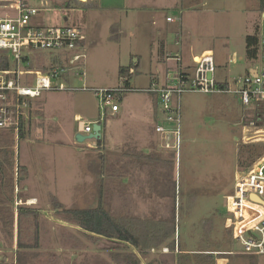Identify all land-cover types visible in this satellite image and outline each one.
Segmentation results:
<instances>
[{"label": "rangeland", "instance_id": "rangeland-1", "mask_svg": "<svg viewBox=\"0 0 264 264\" xmlns=\"http://www.w3.org/2000/svg\"><path fill=\"white\" fill-rule=\"evenodd\" d=\"M207 1L209 6L202 8L198 15L181 16L183 25L189 31L184 44L185 55L189 57V47H192V54L209 51L216 59L217 80L241 77L246 67L258 65L260 55L257 52L253 61L245 57L246 37L254 34V23L260 22L259 14H253L249 8L253 0ZM2 14L0 10V16ZM139 15L135 13L123 19L122 26L126 32L114 36L110 29L112 17L87 12V19L84 20H87L86 28L94 43H85L84 50L80 52L84 58L71 67L61 55L54 56L63 62L50 63L44 61L46 54L41 53H35L21 63L23 74L32 73L23 75L25 81L22 83L28 86L33 85L35 73L45 74L54 67L69 69L66 77L56 80L54 86L61 85L73 91L43 92L41 97L26 100L23 105V135L17 141L14 137L12 147L15 152L13 191L10 192L4 184L0 185V264H15L16 245H31L35 226L40 232L49 219L74 224L70 221V210L98 207L103 167L108 172L125 176L119 184L107 183L116 193L108 206L113 214L123 208L134 207L137 212L158 213L161 216L173 206L174 252L162 247L151 249L148 255L142 257L131 245L102 237L100 241L96 240L101 253L95 258V264H181L175 259L178 253L176 226L179 206L183 208L185 217L182 238L188 247L194 246L193 242L198 240V236L186 229L188 223L213 215L219 232L230 227L226 198L232 194L240 175L264 155V136L254 135L258 127H262L264 133V122L249 126L244 118L246 113L241 111L233 96L195 92L181 94L176 154L174 149L162 146L163 141L155 133L156 124L164 119L161 106L152 95L139 91L120 95L118 115L107 116L101 123L102 140L99 144L93 140L76 142L75 117L96 120L100 112L94 93L83 88L117 87L121 83L118 79L119 67L130 66L131 56L134 55L141 57L142 68L134 72L135 75H140L148 67L146 63L149 60L146 59L151 52L150 43L156 27L151 25L150 15ZM180 25L183 26L182 23ZM258 29L259 38L260 32L264 31V22L261 21ZM11 58L10 69L14 70L15 61ZM78 65L81 67L79 70L76 68ZM130 88L136 87L132 84ZM260 110L264 117V104L260 105ZM136 153L158 154L162 159L170 160L174 155L173 204L157 194L161 187L155 182L158 179L150 174L152 167L139 166V161L131 157ZM159 170L162 174L170 172L167 167ZM192 195L193 209L188 218L186 208L190 202L187 200ZM30 199H34L39 208L26 206ZM56 203L61 207L55 209L53 205ZM34 216L37 219H33ZM8 219L13 220L11 235L4 226ZM82 241L80 251L87 255L85 244L92 242L86 238ZM226 250L213 253L215 256L227 255V261L217 259V264H264V255L240 254V247L233 238ZM86 259L89 260L87 256Z\"/></svg>", "mask_w": 264, "mask_h": 264}, {"label": "built area", "instance_id": "built-area-1", "mask_svg": "<svg viewBox=\"0 0 264 264\" xmlns=\"http://www.w3.org/2000/svg\"><path fill=\"white\" fill-rule=\"evenodd\" d=\"M63 0H0V51L6 52L15 61L14 70L0 71V131H13L15 140L19 138L25 101L41 97L43 92L73 91L61 85L54 86L55 80L66 76L69 69L51 68L47 73H35L33 85L22 83L21 63L35 53L61 55L70 67L80 62L84 54L85 36L75 27L63 24L66 15ZM55 20V22H53ZM169 24H181L180 16H167ZM173 44L175 50L167 51L164 61L168 64L163 74V82L157 76L147 88H130L133 74L121 75L117 87L92 91L98 99L97 120L76 118L77 134L88 136L95 124L101 126L107 116H115L122 93L139 91L156 97L161 106L163 121L155 126L163 141L162 146L174 149L179 143V98L186 92L202 94L231 95L241 109L249 113L244 118H260V105L264 104V31L258 38V65L244 77H234L224 83L215 79V62L211 52L191 56V65L183 63L181 34L176 33ZM65 56H68L65 58ZM79 70L81 67L78 65ZM24 105V106H23ZM249 126L256 125L255 119L248 120ZM247 126V125H246ZM256 136L263 138L260 132ZM226 210L230 216L232 238L240 247L239 253L247 256L264 255V155L258 158L234 184L233 192L226 198Z\"/></svg>", "mask_w": 264, "mask_h": 264}, {"label": "trees", "instance_id": "trees-1", "mask_svg": "<svg viewBox=\"0 0 264 264\" xmlns=\"http://www.w3.org/2000/svg\"><path fill=\"white\" fill-rule=\"evenodd\" d=\"M72 1V0H71ZM76 1V0H75ZM258 28H255L252 36L246 37V50L245 57L247 60L253 61L257 58L258 52ZM9 56L6 52L0 51V71L11 70L12 66L9 60ZM129 72V68H119V74L126 75ZM249 113H246L247 116ZM250 119H255L256 123L262 122L263 117L260 114L259 117L247 118L246 122ZM22 123L19 131V137H22ZM14 132L13 131H0V185H6L10 192L13 191V171H14V158L15 152L12 149L14 144ZM101 140H97L99 144ZM133 160L139 161V166L152 167L151 176H155L156 184L161 188L157 191L160 197L168 198L173 204L174 199V155L170 159H162L158 154H132ZM133 166H135V163ZM154 166V167H153ZM167 167L170 172L161 173L159 168ZM124 174H110L108 169L102 168L100 173L99 184V202L100 205L96 209L87 210H70L71 220L81 229L95 233L103 238L110 240H116L126 243L136 248L137 252L145 257L150 253L151 249H161L165 247L169 252H174V210L173 206L168 208L165 215L159 216L158 213L146 214L145 212H137L134 207L123 208L116 214H113L108 208L110 199L116 194L108 185L109 182H116L117 184L122 182ZM119 180L118 182L115 180ZM179 185V184H178ZM180 195V192L178 193ZM191 197V198H190ZM228 197V196H227ZM194 196H189L187 202L189 205L186 208L187 217L191 215L193 209L192 201ZM191 199V200H190ZM53 207L58 209L61 205L54 204ZM183 208L179 206L177 217V255L176 261L181 264H217V259H227L225 254L213 253L226 252L227 247L231 246L232 235L231 227H227L224 232H219L215 227L214 216L201 219L196 222L188 223L186 229H189L191 234L198 236V240L193 242L194 246H187L182 238L184 231V214H182ZM223 216L222 213H219ZM37 219L36 216H34ZM5 228L11 235L13 231V220L8 219L4 223ZM38 234L39 229L35 226L33 246L24 245V248H37L38 247ZM22 244L18 243L17 248H20ZM252 264V263H250Z\"/></svg>", "mask_w": 264, "mask_h": 264}, {"label": "crops", "instance_id": "crops-1", "mask_svg": "<svg viewBox=\"0 0 264 264\" xmlns=\"http://www.w3.org/2000/svg\"><path fill=\"white\" fill-rule=\"evenodd\" d=\"M62 3H64V7L66 10V15L65 17H63V24L78 28L83 32L85 36V41L83 42V49L86 42H90V44L94 43V39L90 36V33L87 31L88 28L87 20L86 21L84 20L85 18L87 19V12H98L101 13L103 16L112 17L113 23H111L110 29H112V31L115 33L114 36H116V34L121 35V33L126 32L122 26L123 19H126V17H130L129 15L138 13L142 16L143 15L151 16L150 22L153 27H156V32L153 40L150 43L151 46L150 55L146 59L149 60L146 63L148 64V67L144 70L143 73L141 72L140 75L138 74L135 75L134 72H136L137 70L138 71L142 70L141 57L136 55L131 56L130 66L119 67V68H129V72L132 71L133 74L131 75L130 85L133 84L136 88H140V89L147 88L150 85L153 76H157L159 78L158 80L159 83L163 82V74L168 66V64H166L164 61V55L167 51L175 50L173 40L176 33L180 32L181 34V40H182L181 52H182L183 63L185 65L187 66L191 65L192 55H199V54H192V47L191 48L189 47L188 49L189 57H186L184 44H185L186 36H189V31L183 25V22H181L183 26L179 24L167 23L165 20L166 17L172 15L181 17L183 15H188L191 13H192L191 15L195 16L198 15L201 11H203L202 8L209 6V2L207 0H148V2L145 0H86V1L63 0ZM249 8L252 9L253 14L254 13L259 14L260 16L259 24L258 22L254 23V28H259V26L261 25V21L264 22V0H253L252 7ZM53 22H55V20H53ZM114 39L119 40V38L117 39L114 38ZM53 56L50 57L49 54H46L45 56H43L44 61L50 63L51 62L58 63L61 61L60 58ZM214 62H215V68H217L215 57H214ZM253 68L254 67L252 66L246 67L245 73L241 77H244ZM65 77L66 76L62 77L61 79ZM119 77L120 74L118 69V79ZM227 80L229 79H223L222 81L216 79L218 83H224ZM24 81L25 78H23L22 82ZM153 97L156 99L155 96ZM239 108L241 109L240 105ZM241 111L243 110L241 109ZM260 111L263 117L262 110ZM118 113L115 116H111V117H116ZM156 120L158 121L159 118L156 117ZM262 122H264V117ZM258 128H259L258 132L261 133L260 136L263 137L264 133L261 129L262 127H258ZM101 135H102V129H101ZM100 140H102V136ZM260 157L261 156H259L258 158ZM110 174L115 175L116 173L110 172ZM98 204H100L99 200H98ZM25 205L31 208L32 207L39 208L37 206V202L30 204L29 200ZM47 206L48 205H46L43 208H46ZM65 208L68 209L71 207H65ZM52 221L53 219L47 220L45 223V224L48 223L46 225L47 228L45 226L44 230H40L39 234L41 233V235L38 234L37 248L22 247L25 244H22L20 248L16 247L15 264H95L96 262L95 258L97 257V255H100L101 253L100 250L97 248L96 244L98 242H96V240L100 241L102 237L96 235L95 233L87 232L81 229L80 227H78L76 224L70 223L69 221H65V220L63 221L61 219L56 220V222H52ZM66 231L67 234L65 233ZM48 232L49 233L51 232V234H48ZM82 238H86L89 242H92L91 244H85L86 247H88L84 250L87 251L88 253L87 255L86 253L82 254L83 252L80 251L81 250L80 247H82L83 244ZM31 246H33V243L31 244ZM86 256L89 258V260L86 259ZM81 257L82 259L84 258L82 261L80 259Z\"/></svg>", "mask_w": 264, "mask_h": 264}, {"label": "water", "instance_id": "water-1", "mask_svg": "<svg viewBox=\"0 0 264 264\" xmlns=\"http://www.w3.org/2000/svg\"><path fill=\"white\" fill-rule=\"evenodd\" d=\"M101 126L95 124L93 126V132L92 134L88 135V136H82L77 134L75 136L76 142L77 143H84L86 140H93V141H97L101 139Z\"/></svg>", "mask_w": 264, "mask_h": 264}, {"label": "bare ground", "instance_id": "bare-ground-1", "mask_svg": "<svg viewBox=\"0 0 264 264\" xmlns=\"http://www.w3.org/2000/svg\"><path fill=\"white\" fill-rule=\"evenodd\" d=\"M82 1H86V0H82ZM30 204L34 203L35 201L33 199L29 200Z\"/></svg>", "mask_w": 264, "mask_h": 264}]
</instances>
